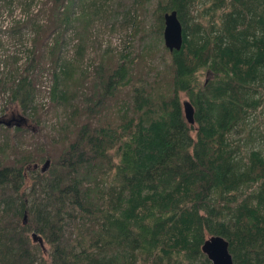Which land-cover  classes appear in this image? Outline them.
Listing matches in <instances>:
<instances>
[{
    "label": "trees",
    "instance_id": "1",
    "mask_svg": "<svg viewBox=\"0 0 264 264\" xmlns=\"http://www.w3.org/2000/svg\"><path fill=\"white\" fill-rule=\"evenodd\" d=\"M131 1L151 19L137 30L151 47L101 54L92 70L96 19L124 6L46 0L36 17L0 28L18 43L1 69L2 113L16 105L44 130L46 113L63 112L55 135L15 149L11 137L30 131L0 125V264H211L202 247L215 235L235 264H264V133L250 121L264 113V0ZM11 2L2 5L13 11ZM174 11L183 47L164 46L158 69ZM28 26L36 37L24 57ZM67 31L73 57L61 53Z\"/></svg>",
    "mask_w": 264,
    "mask_h": 264
},
{
    "label": "rangeland",
    "instance_id": "2",
    "mask_svg": "<svg viewBox=\"0 0 264 264\" xmlns=\"http://www.w3.org/2000/svg\"><path fill=\"white\" fill-rule=\"evenodd\" d=\"M12 0H2V4L7 6L8 4H12ZM89 1V0H88ZM97 7H102L105 4H108V6H111V9L107 10L108 13H112L114 7L116 6H124V10H119L118 13L115 14V16L106 15L105 18H97L95 25L93 27V37L92 39H99L100 44H97L98 46H90L87 47V56L85 58V65L84 67L86 69L92 70L93 66L99 64V58L101 54L111 53L116 54L122 53V52H131V51H137V50H147L151 47V40L146 35L143 36V33H139L138 29H145V31H150L151 28V19L148 14L145 15V13H142L140 10L139 12L136 10V5H134V2L131 0H107L104 4V0H98ZM46 0H13V11H9L8 8L0 5V28L4 30L7 27H14L19 22H24L28 19V17H36L40 14V9L44 7ZM155 2V0L153 1ZM154 4L147 5V8L151 9ZM47 5V7H49ZM8 7V6H7ZM46 7V8H47ZM105 9V7H104ZM108 9V8H106ZM105 9V10H106ZM46 15H42L39 18H34L33 23L35 24H44L46 21ZM131 18H137V22H135ZM141 21L143 22L142 25H138L137 23ZM39 22V23H38ZM137 32V34H136ZM35 29L32 26H28L27 28H24V39L22 42L27 43V48L24 53V57H27L28 51H33L34 49V39L36 37ZM1 36H5L6 33H0ZM144 37V38H142ZM158 38V36L156 37ZM52 42H50L51 47L54 45L53 38L51 39ZM155 41V40H154ZM1 42H5V49H0V77H1V69L3 65H5L7 62L13 61L15 57V53L17 52V41H15L14 38H3L1 39ZM77 44L76 38L74 35H72L71 31H67L66 33V40L64 41V44L62 45L61 53H67L68 56L73 57L75 55V46ZM164 44V37L163 42L161 39L158 38V47H159V53L155 60H153V65L157 66L158 69L163 68V58L164 55L162 53ZM72 48V49H71ZM23 58V57H22ZM47 65H52L47 62ZM18 66V65H17ZM45 77V83L47 82V78ZM4 96L0 94V120L5 121L6 123H11V126L9 127H21L24 129L29 130L30 132L26 133L25 136L23 135L22 139H19L17 137H11V143L10 148L14 147L15 149L17 146L22 143L24 140L28 143H33L32 140L36 142L37 136L39 135L41 139L45 140V132H47L50 136L55 135L56 131H58L59 125L58 120L62 117V114H55L53 111L46 113L43 120V126L45 127L44 130L40 129V126L37 124H34V122L28 120L27 117H25L20 109L16 105H10L5 113H2V110L4 108ZM187 98H183V102L186 101ZM48 108V107H47ZM46 108V109H47ZM63 118V117H62ZM251 123L253 126H258L260 131L264 133V113H258L257 117H253L251 120ZM1 125V124H0ZM4 125V124H3ZM256 126V127H257ZM14 129V128H13ZM13 131V130H12ZM42 131V133H41ZM4 131L0 130V147L4 142ZM31 135H34L35 138L31 137ZM13 136V135H11ZM240 134H234V138H239ZM32 138V139H31ZM259 141H264L263 139H259ZM34 142V143H35ZM2 143V144H1ZM25 151H34L35 147L25 146ZM1 152V149H0ZM23 153L18 151V155H22ZM45 164V163H44ZM44 164H41L42 167ZM32 168V167H31ZM35 168V166H34ZM38 168V167H37ZM31 173L33 171H30ZM36 243H39L42 247L45 248L44 242L40 238L35 239Z\"/></svg>",
    "mask_w": 264,
    "mask_h": 264
},
{
    "label": "water",
    "instance_id": "3",
    "mask_svg": "<svg viewBox=\"0 0 264 264\" xmlns=\"http://www.w3.org/2000/svg\"><path fill=\"white\" fill-rule=\"evenodd\" d=\"M1 1V0H0ZM164 44L170 51H181L184 43L183 26L178 18L177 12L166 14L164 17ZM184 114L187 122L194 125L195 109L190 101L183 102ZM0 124L11 126V123H6L0 120ZM51 162L47 161L41 168L42 173L49 170ZM26 221V218H25ZM38 238L34 236V240ZM42 240V239H41ZM203 253L207 256L211 264H235L230 253L229 243L221 236L215 235L206 240L202 247Z\"/></svg>",
    "mask_w": 264,
    "mask_h": 264
},
{
    "label": "flooded vegetation",
    "instance_id": "4",
    "mask_svg": "<svg viewBox=\"0 0 264 264\" xmlns=\"http://www.w3.org/2000/svg\"><path fill=\"white\" fill-rule=\"evenodd\" d=\"M38 169L37 166H35V170Z\"/></svg>",
    "mask_w": 264,
    "mask_h": 264
}]
</instances>
